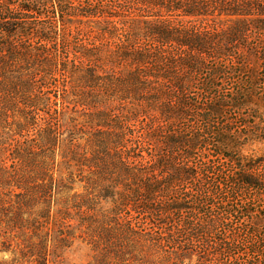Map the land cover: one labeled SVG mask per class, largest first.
I'll return each mask as SVG.
<instances>
[{
    "label": "trees",
    "instance_id": "obj_1",
    "mask_svg": "<svg viewBox=\"0 0 264 264\" xmlns=\"http://www.w3.org/2000/svg\"><path fill=\"white\" fill-rule=\"evenodd\" d=\"M29 15L37 16V23H31ZM210 16L228 18L232 24L221 35L188 24L192 18ZM252 32L264 33V0H0V99L4 111L22 119L11 132L23 136L32 127L34 120L22 111L44 109L36 78L49 88L59 71L65 77L59 86L61 103L92 112L82 124L70 120L73 131L80 124L111 137L109 126L116 122L100 106L152 102L164 126L146 139L160 145L158 157L144 170L134 167L118 134L113 135L116 142L98 143L92 153L94 173L102 180L96 199L147 208L155 188L144 184L140 194V187L135 190L130 182L160 172L161 228L167 231L161 241L181 246L175 253L179 264L196 246L204 256L211 251L213 264H232L227 261L232 256L246 257L243 264H264V212L249 206V200L263 201L260 164L239 159L235 132L211 126L225 117V109L240 110L252 99L247 100L243 90L229 97L220 88L217 82L224 72L219 65L208 72L209 62L237 59L235 51L246 46ZM82 35L91 42L72 41ZM54 47L69 51L72 61L52 56ZM202 76L200 88L194 87ZM191 89L208 95L203 105L191 100ZM193 109L203 113L206 126L189 133L183 124L194 120ZM45 128L43 140L13 150L12 160L19 165L11 185L22 191L15 202L21 209L48 200L51 190L59 188L49 172L58 137L50 126ZM207 147L214 149L207 152ZM67 149L68 162L84 166L81 155L70 151L72 146ZM10 179L6 175L0 186ZM244 188L255 191L254 198L247 199L245 192L244 202L240 200ZM139 194L141 198L134 199ZM233 218L252 219L249 227L239 229L231 225ZM172 220L176 232L168 225Z\"/></svg>",
    "mask_w": 264,
    "mask_h": 264
},
{
    "label": "rangeland",
    "instance_id": "obj_2",
    "mask_svg": "<svg viewBox=\"0 0 264 264\" xmlns=\"http://www.w3.org/2000/svg\"><path fill=\"white\" fill-rule=\"evenodd\" d=\"M10 2L18 4L20 0ZM29 20L31 23H37L38 18L29 15ZM188 24L195 27L194 29L221 35L232 22L222 16H210L192 18ZM84 40L91 42L83 35L72 41L81 44ZM235 53L237 59L209 62L208 72L220 66L224 72V77L217 82L220 88L227 92L229 97L238 90H243L248 94L247 100H252L240 110L225 109V117H219V121L211 126H227V129L235 132L239 136V159L245 162H259L258 172L264 176V33H250L246 46ZM51 54L61 58V62L69 63L68 59L72 61L73 55L61 48L54 47ZM36 80L44 109L43 106L40 110L23 109L25 117L34 120L32 127L23 133V136L11 132L14 123L22 119L18 114L4 111L0 99V180L6 175L11 178L7 180V185L0 186V264H164V256H168L169 262L166 264H179L176 258L181 246H172L161 241L165 240L167 231L161 228L164 218L161 219L163 198L160 172L151 173L144 180L133 178L130 182V186L135 190L140 187V194L144 192V184L155 188L151 201L146 204L147 208L143 204L122 206L114 204L111 199H96V192L102 180L94 173L96 171L92 153L98 143L116 142L113 135L118 134L121 144H124L122 150L132 157L131 160H135L134 167L144 170L151 167L158 157L160 145L146 139L154 132H161L164 126L153 103L121 104L113 101L106 107L100 106L99 110L111 112L116 122V126H109L112 127L108 129L112 133L111 137L97 134L100 131L98 128L80 124L74 125L78 129L73 131L74 127L70 126L69 121L82 124L87 121L86 115L92 113L91 110L78 108L76 111L69 103H61L59 86L65 82L63 72H56L49 88L39 76ZM201 81L203 76L193 86L200 88ZM190 92L191 100L199 102L200 105L207 100L208 95L199 93L197 89H191ZM195 110L191 111L192 115ZM202 114L198 111L194 120L189 119L183 127L189 133L199 132L202 126H206L201 121ZM6 120L8 123L5 125ZM46 126H50L58 137V140H55L57 146L54 158L49 163V172L59 188L51 190L48 200L29 202L21 209L16 207L15 202L22 191L11 185L19 165V162L12 160L13 150L27 142L37 144L39 137L43 140V130H46ZM68 146L73 147L70 151L77 156L81 155L84 166L79 167L72 161L68 162ZM209 149L214 148L207 147L206 151ZM254 192L244 188L239 199L244 202V194L247 199L254 198ZM262 193L264 194V190ZM140 194L134 199H140ZM91 199L93 201L88 202ZM262 200H249V206L262 213L264 197ZM233 219V227L246 229L250 226L252 218ZM169 222L170 229L176 232V228L172 227L175 220ZM175 225L177 227L178 219ZM162 245L164 246L161 249ZM198 247L193 248L192 255L183 258L181 264H213L215 258L211 251H207L204 256L203 249ZM233 258L234 256L227 261L243 264V258L246 259Z\"/></svg>",
    "mask_w": 264,
    "mask_h": 264
}]
</instances>
